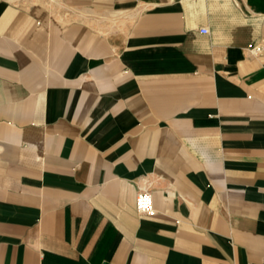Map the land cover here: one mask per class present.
Listing matches in <instances>:
<instances>
[{"label":"crops","instance_id":"0c3cea01","mask_svg":"<svg viewBox=\"0 0 264 264\" xmlns=\"http://www.w3.org/2000/svg\"><path fill=\"white\" fill-rule=\"evenodd\" d=\"M0 264H264V0H0Z\"/></svg>","mask_w":264,"mask_h":264},{"label":"built area","instance_id":"2783aa9c","mask_svg":"<svg viewBox=\"0 0 264 264\" xmlns=\"http://www.w3.org/2000/svg\"><path fill=\"white\" fill-rule=\"evenodd\" d=\"M206 32V29H202ZM135 208L141 214H152L154 212L152 194L149 188H139L135 197Z\"/></svg>","mask_w":264,"mask_h":264}]
</instances>
